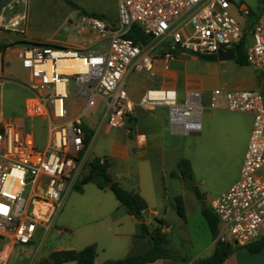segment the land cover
I'll return each mask as SVG.
<instances>
[{
  "label": "built area",
  "instance_id": "built-area-1",
  "mask_svg": "<svg viewBox=\"0 0 264 264\" xmlns=\"http://www.w3.org/2000/svg\"><path fill=\"white\" fill-rule=\"evenodd\" d=\"M230 7V0H117L116 22L85 17L87 25L107 43L106 49L90 52L26 39L20 28L24 15H10L2 6L0 53L16 48L14 59L23 72L20 82L31 92L24 103L25 117L30 121L49 120L50 133L46 146L38 148L33 133L5 121L1 104L6 82L4 70L8 66L3 65L0 71L1 261L7 259L14 245L24 248L38 234L50 230L54 216L88 163L94 135L91 132L86 141L80 116L66 120L70 84L78 99L92 101L94 96H101L106 100L107 109L96 132L104 124L124 128L132 121L136 107L153 110L164 106L169 110L171 131L183 136L201 132L202 99L198 91L189 92L180 103L176 90L152 88L136 103L126 90V78L131 73L153 71L154 62L159 60L153 52L160 51L167 61L174 60L176 52L217 56L233 49L247 30L246 62L264 74V1L256 13L245 8L239 10L248 19L246 27L232 17ZM132 26L150 36L151 41L143 45L127 38ZM212 103L213 107L248 113L253 118L237 181L210 202V209L218 219L216 239L245 247L264 237V95L254 89H216ZM126 132L130 134L131 130ZM144 137L140 134L135 137L141 147L146 146ZM27 188L28 199H23Z\"/></svg>",
  "mask_w": 264,
  "mask_h": 264
},
{
  "label": "rangeland",
  "instance_id": "rangeland-1",
  "mask_svg": "<svg viewBox=\"0 0 264 264\" xmlns=\"http://www.w3.org/2000/svg\"><path fill=\"white\" fill-rule=\"evenodd\" d=\"M70 1L76 7L63 0H11L4 6L5 12L10 11L8 14L16 16L19 15L18 3L24 5V16H27V32L38 37L39 42L62 44V46L80 50L81 45L93 44L97 40L102 41L98 33L93 31L87 25L86 19L82 17L94 14L97 16L96 18L103 21L116 20L118 13L114 8L113 0ZM230 1L232 17H235L242 26L246 27L248 19L240 15L239 10L245 8L256 13L260 10L264 0ZM80 10L87 15H81ZM100 11H106L107 14L100 15ZM60 34L68 36L69 39L65 40L67 42H63L64 39ZM15 49L14 47L5 50L2 57L0 53V71L3 65L8 66L4 70L6 82L2 89L1 105L4 118L5 121L14 122L18 129L33 133L38 148H43L50 133V122L40 119L30 121L25 117L24 103L31 92L20 82L23 72L20 64L14 59ZM85 50L90 51L87 47ZM153 54L161 60L155 61L152 72H136L127 76L126 90L128 94L137 103L147 89L168 88L173 82L180 83L179 87L184 89L183 82L187 80L191 89L198 91L202 99L200 134L172 136L170 135L168 108L157 106L153 110H143L136 107L132 121L122 129L120 127L113 128L112 134L109 136L105 135L106 124H104L99 134L95 136L92 150L95 155H107L112 140H122L121 137L126 129L131 130L133 137L139 133L147 136V147L140 150L145 155L140 157L139 150L135 149L130 155L128 164L122 163L120 167L134 169L132 173L135 175L137 187L142 185L145 189L147 186L151 190L152 196L148 198L149 207L156 209L159 215L146 224L148 230L151 231L158 225L156 220H162L163 227L169 228V234L166 235L167 248L173 254L193 262L192 260L207 255L206 248L213 240L201 212V202L197 200L194 188L196 187L200 193L202 203L210 208L211 199H215L238 179L237 175L240 172L239 169H241L247 148L243 139L246 132L251 133L252 130L253 118L251 115L213 107V92L216 89L231 90L240 81L257 82V88L264 92V74L249 66H239L233 60L209 61L190 53L181 57V60H186L184 70H182V68L174 67L175 61H167L160 51L153 52ZM177 71L178 78L171 75ZM69 94L65 105L66 120L79 114L87 102L74 96L71 84ZM185 94L183 90L179 93L180 103L184 101L187 95ZM96 98L99 99L98 107L102 109L97 120L98 125L107 109V103L101 96H94L92 99ZM96 106L97 103H92L90 111L93 112ZM184 159L189 161L193 173L192 178L196 182V185L190 190L184 189L182 178L175 177L176 174L179 175L178 169H176L177 164ZM145 161L155 173L154 177L143 178L142 165ZM115 165L113 167H116ZM126 181L131 182L130 179H125L121 186L128 190L130 186ZM97 190L96 186L90 183L83 185L82 191L72 188L54 216L50 230L46 234L45 231L38 234L35 240L24 248L18 244L14 245L9 253L5 252L8 253L7 259L0 260V264H36L42 259H46V256L57 248H68L72 245H76L77 248L81 247L82 244H77V235L79 236L80 233L88 229L97 230V227L102 223L98 215L92 213V208L95 205L93 195ZM27 196H29V188L22 195L23 199H28ZM175 197H181L185 211L184 219L176 212ZM102 245H104L105 251L99 253L96 264L123 259L121 255L125 254L124 250L119 254L120 256H117L110 251L108 244Z\"/></svg>",
  "mask_w": 264,
  "mask_h": 264
},
{
  "label": "crops",
  "instance_id": "crops-1",
  "mask_svg": "<svg viewBox=\"0 0 264 264\" xmlns=\"http://www.w3.org/2000/svg\"><path fill=\"white\" fill-rule=\"evenodd\" d=\"M113 5L117 11V0H113ZM18 12H19V8H18ZM99 14L102 15V14H107V13L106 11H100ZM26 18L27 16H24V19L21 22V26H20V28L24 32L25 38L31 41L32 40L39 41L40 39L38 37H35L34 35H31L30 33L27 32ZM82 18H85V17H82ZM116 20L109 19L111 23L116 22ZM60 35L62 36V39H64L63 42H67L65 40L69 39L68 36H65L63 34H60ZM106 45L107 43L105 41L97 40L93 44L88 43L86 45H81L80 50L86 51L85 47H87V49H89L90 51L96 52V51H101V50L106 49L107 47ZM185 54L186 53H180L174 58V60H171V61L176 62L174 67L182 68V70H184L186 60H181V57L185 56ZM153 69H154V66H153ZM171 75H175L176 78L179 77L178 71L171 73ZM179 84L180 83L173 82L169 85L168 88H165V89L176 90L177 93L178 92L180 93L181 90H183L186 94L194 91L193 89H191L190 84L188 83L187 80L183 82L184 89L182 87H179L181 86ZM257 87H258L257 82L240 81L238 82L236 86L233 87V89H254V90L260 91L264 95V92L259 90ZM98 101H99L98 98L94 100L92 99V101L91 100L87 101L86 106L82 109V111L77 115H73L70 119H74L80 116L83 122V126H86L90 130V133L92 132L94 135L90 143V154L88 156V163L94 157H97L100 159L105 158L107 159L109 163L108 173L113 180L120 182L121 185L122 183L125 182V179L131 180V182L126 181L127 185L130 186V189H128L127 191H131V192L138 191L142 199H144L147 202L148 206H147V209L143 213V218H144L145 223L148 224L150 220H154L159 215V212L156 209H150L149 207L148 198L152 196V193L150 192L151 190L146 185H145L146 186L145 189L142 187V185L137 187L135 175L132 173L134 169L130 170L129 168L120 167L122 163L128 164V162L130 161V155L133 154V151L135 149L139 150L140 157L145 155L143 154L144 152L141 153L140 151L142 150L143 147L139 146L137 142V138H135L136 135L133 137L132 133L127 134V132L124 131L123 137H121V139L123 138L122 140H118V141L112 140L113 142H112L111 148L108 151L107 155L98 156L94 154V151L92 150V144L95 139V136H97L102 129L101 127L98 132L95 131L97 127L96 126L97 120L99 119L98 117L102 113V109L98 107ZM92 103H97L96 109H94L93 112L90 111ZM40 120H46V119H40ZM112 129L113 128L106 126V128H104L105 135L109 136L110 134H112L111 132ZM170 132H171L170 135L172 136L178 135V134L173 133L171 129H170ZM139 134L144 135L142 133H139ZM250 134L251 133L246 132L245 137L243 139L244 142H246V147L249 141L248 139L250 137ZM144 136H145L144 138L147 137L146 135ZM47 141H48V137L45 141L44 147L46 146ZM147 143H148V138H146V146L144 147H147ZM88 163L85 166V169L83 170L81 177L88 172ZM116 163L117 165H115ZM114 165L116 167H113ZM142 171H143V178L145 177V179L155 176V173L148 166L147 161L143 163ZM175 177L180 178V176L177 174L175 175ZM237 177H239V174L237 175ZM236 181L237 179L233 183H235ZM97 189L98 190L95 191L93 195L95 197L94 198L95 205L92 208V213L98 215V218H100L102 223L97 227V230L88 229L87 231H83L82 233H80L79 236L77 235L76 237L77 244H82L81 247L77 248L76 245L75 246L72 245L71 247H68V248H57L53 250L52 252L60 251V250L80 251L87 246L94 245L96 247V257L94 259V264H96V261H97L96 259L99 258V253L100 252L104 253L105 251V247H103L104 245L102 244H108L110 251L117 256H120L119 254H121L122 251L124 250L125 254L121 255L123 256V258L145 254L149 249V243L145 238L141 237L140 220L127 214L126 211L119 205L118 201L115 199V197L111 194L109 190L107 189L102 190L99 188ZM80 191H82V187ZM175 198H181V197H175ZM168 229H169L168 227H163V229L161 230L166 235H168L169 234ZM70 236H72V234H70ZM213 248H214V241L212 240V243L206 248L208 252L205 257H208L211 255V253L213 252ZM48 255L46 257H48ZM205 257H199V258H205ZM199 258H196V259H199ZM186 261L190 262L189 259H187ZM152 264H185V263H182L180 261L175 262V261H170V260H158L157 262L152 263ZM222 264H264V248L259 253H255V254L250 253L246 248H239L231 256H229L225 261H223Z\"/></svg>",
  "mask_w": 264,
  "mask_h": 264
},
{
  "label": "trees",
  "instance_id": "trees-1",
  "mask_svg": "<svg viewBox=\"0 0 264 264\" xmlns=\"http://www.w3.org/2000/svg\"><path fill=\"white\" fill-rule=\"evenodd\" d=\"M67 4L76 7L70 0H63ZM79 10V9H78ZM81 15L86 16L87 14L80 10ZM96 18L97 16L91 14L89 17ZM248 28V27H247ZM247 30L243 34L242 38L237 44L234 45L233 50L235 54L234 62L242 67H248L249 65L246 62L245 58V36ZM126 37L132 39L136 43L140 42L143 45H146L151 41L150 36L142 34V32L136 27L132 26ZM4 50L2 51V55ZM179 53L176 52L174 57ZM204 60L217 61L216 56H199ZM87 134L86 141L88 142L90 137V130L83 126ZM109 163L107 159L94 157L88 163V172L83 175L74 185V188L78 191L81 190V187L85 184H93L99 189L109 190L118 201L119 205L126 211L127 214L140 220V229L141 236L147 239L149 243V249L145 254L131 256L123 259L109 260L103 264H152L158 260H170L175 262L188 263L186 258L177 256L173 254L167 248V237L166 234L161 230L163 229L164 222L162 220H156L157 226H155L151 231L148 230V227L143 220V213L147 209V203L138 192H131L125 190L120 182L113 180L108 173ZM178 173L180 178L184 179L185 177H193L191 170V165L188 160H180L177 164ZM108 184H111L108 188ZM195 195L197 200L201 202L202 205V215L209 227V230L214 241L213 252L210 256L205 258H199L193 261L194 264H222L229 256H231L237 249L246 248L250 253L255 254L259 253L264 248V237L259 241L245 246L237 247L233 244L222 242L217 240V230H218V219L211 211L209 207L202 203V198L200 193L197 191L196 187L194 188ZM176 203V212L177 214L184 219L185 211L181 198L175 199ZM96 257V247L94 245L87 246L80 251L75 250H60L51 252L46 259H42L36 264H64L68 262H75L76 264H94V259Z\"/></svg>",
  "mask_w": 264,
  "mask_h": 264
},
{
  "label": "water",
  "instance_id": "water-1",
  "mask_svg": "<svg viewBox=\"0 0 264 264\" xmlns=\"http://www.w3.org/2000/svg\"><path fill=\"white\" fill-rule=\"evenodd\" d=\"M10 1L11 0H0V7L2 8V6H4L5 4H7ZM216 58L220 62L228 61V60H234L235 59L234 50L230 49L226 52H220L217 54ZM183 180H184V189L185 190H190L196 185V182L193 180L192 177H185ZM110 185L111 184H108L107 187L109 188Z\"/></svg>",
  "mask_w": 264,
  "mask_h": 264
},
{
  "label": "bare ground",
  "instance_id": "bare-ground-1",
  "mask_svg": "<svg viewBox=\"0 0 264 264\" xmlns=\"http://www.w3.org/2000/svg\"><path fill=\"white\" fill-rule=\"evenodd\" d=\"M18 13L19 14H23L24 13V5L23 4H20Z\"/></svg>",
  "mask_w": 264,
  "mask_h": 264
}]
</instances>
